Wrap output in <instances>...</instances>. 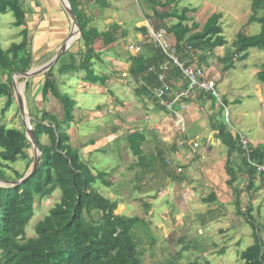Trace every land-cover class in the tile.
<instances>
[{"label": "rangeland", "instance_id": "374dc122", "mask_svg": "<svg viewBox=\"0 0 264 264\" xmlns=\"http://www.w3.org/2000/svg\"><path fill=\"white\" fill-rule=\"evenodd\" d=\"M254 1L185 0L180 2L178 9H196L189 25L197 22L201 29L212 15H223V34L228 43L215 51H206V61L200 66L217 82L221 97L229 102L230 114L226 122L232 134H242L251 145L258 147L264 145V85L258 81V73L264 66V51L251 49L248 59L241 60L242 54L237 53L235 46L239 33L249 36L261 33L260 24H249ZM58 2L65 9L61 1ZM108 2L110 6L103 7L93 0H79L80 10L89 18L90 27L101 32L120 27L116 45L105 47L103 41L96 45L101 61L94 59V70L100 80L93 83L86 72L79 69L86 52L81 34L55 66L61 90L77 103L75 121L68 129L72 147L91 154L89 162L97 170L111 173L109 179L113 187L107 188L99 183L98 190L105 197L118 201L117 215L139 217L149 223L150 233L147 234L144 227L136 233L143 244V264H243L241 255L254 244V229L239 213L237 200L239 198L241 202L242 213L251 206L256 222L264 228V182L257 176L255 189L249 191L244 156L234 152L231 160L239 177L230 185L229 149L216 137L210 124L212 115L219 119L218 101L213 107L210 98L195 96L186 115V132L180 134L150 96L139 95L141 87L138 83L123 77L128 72L124 70L131 56L127 47L130 43L136 45L138 40L142 41L138 28L143 24L147 27L146 18L153 16V6L147 0ZM262 16L264 10L258 13V17ZM30 17L28 14L25 26L29 30V49L34 60L32 70H36L57 56L73 31V24L66 13L67 35L59 39L57 31L48 32L53 27H35ZM14 21L12 13L0 14V42L5 48L22 41L20 30L13 26ZM166 22L172 27L178 21L170 19ZM125 30L129 36L123 38L120 35ZM143 41L150 44V39ZM228 61L232 66L230 70L226 69ZM73 64L78 68H71ZM19 79L16 78L18 91L23 94L31 120L41 119L44 111L62 119L61 103L52 95L45 100L41 95L44 75L30 79L31 90L28 91L27 81L19 82ZM5 80L0 69V82ZM128 82L130 84L126 85ZM4 106L2 100L0 118ZM2 123L24 128L17 100ZM140 131L146 136L142 147L144 154L151 157L157 150H162L171 154L175 166L169 164L166 169L159 162L151 171L141 168L129 141L131 134ZM178 137H184L187 142H198L200 149L195 152L189 147L178 149ZM42 142L50 143L46 135ZM174 146L176 150H173ZM25 154L28 159L21 160L14 167L22 174L31 158L35 159L32 144ZM178 167L183 171L178 172ZM59 200L60 194L57 193L36 205V215L27 229L28 238L36 237L37 224ZM262 237L264 239V229Z\"/></svg>", "mask_w": 264, "mask_h": 264}, {"label": "trees", "instance_id": "16d2710c", "mask_svg": "<svg viewBox=\"0 0 264 264\" xmlns=\"http://www.w3.org/2000/svg\"><path fill=\"white\" fill-rule=\"evenodd\" d=\"M93 1L103 7L110 6L108 0ZM147 1L153 6V16L146 18L148 21L154 18H159L163 22L170 19L178 21L169 28L175 38L176 49L181 55L185 54L182 52L187 47L197 49L201 54L202 66L201 62L206 61L204 54L206 51H215L227 45L228 42L223 34V15H212L201 29L197 22L189 25L194 20L192 14L197 11L196 9L184 8L181 11L178 9L180 2L185 0ZM70 2L81 28V40L86 47L85 58L79 64V69L86 72L93 83H97L100 77L94 70V59L101 61V53L97 52L96 45L99 41H103L105 47L116 45L119 38L117 29L120 27L117 26L109 32H101L98 28L90 27L89 18L80 10L79 0H70ZM261 10H264V0H255L252 5L253 16L249 22L250 25L260 24L261 33L249 36L241 32L237 35L235 46L237 53L242 54L241 60L248 59L251 49L264 51V16L258 17ZM9 13L14 16L13 26L20 30L22 41L12 44L9 48H5L0 42V69L6 79L0 82V102L5 101L0 118V182L6 183L25 178L35 161L31 158L23 174L14 168L21 160L28 159L25 153L31 142L27 138L25 128L18 129L2 123L17 100L13 77L16 74L30 72L34 64L29 49V30L25 26L28 14L26 0H0V14ZM138 31L142 34V41L150 39L146 26L139 28ZM128 35L125 30L120 36L126 38ZM130 58L132 61L130 76L135 83L142 82L139 95L150 96L158 106L153 98V90L157 87V76L153 74L146 76V74L151 67L165 63L167 58L153 44L148 45V43L140 54L136 56L131 54ZM229 61L227 70L232 69ZM75 67L78 68V65L71 66V68ZM55 68L43 74L45 79L41 95L44 100L48 99L49 95L56 98L63 106V117L60 119L56 114L44 111L41 119L31 120L37 144L43 152L40 168L22 184L0 185V264H143V244L136 233L140 227H144L147 234L150 233V225L146 219L117 215L118 201L105 197L98 190L99 183L107 188L113 187L109 179L111 173L97 170L92 162L86 163L80 150L72 147L68 129L75 121L77 103L61 90ZM171 75L182 78L181 72L175 67L171 68ZM205 76L213 80L207 72ZM20 81L26 82V79L21 78ZM258 81L264 85V66L258 73ZM28 90H31V80L26 82V91ZM198 97L210 98L213 107L217 104V98L214 96L208 97L201 93ZM222 101L223 105H219V119L212 115L210 124L216 132V137L229 149L228 171L232 178L230 185H233L239 177V171L232 165L231 156L234 152H239L244 156L243 165L251 191L256 187L257 176H260L264 182V170H260V167L264 168V145L255 147L250 144L248 150L243 148L241 143L243 135L234 136L230 131L229 123L226 122L229 102L224 97ZM158 108L164 112L161 107ZM45 135L50 141L49 144L42 142V137ZM129 141L132 152L138 157L139 165L144 170L151 171L159 162L166 169L169 164L174 165L171 154H166L162 150H157V153L151 157L144 154L142 147L146 142V136L143 132L131 134ZM176 149L174 146L173 150ZM57 193L60 194L59 202L37 224L36 237L28 238L27 229L36 215V205H41ZM212 199L214 197L210 198ZM237 206L239 213L245 216L254 229V244L241 255L243 264H264L262 237L264 228L256 222L251 206L242 213L239 198ZM151 240L152 238L149 239Z\"/></svg>", "mask_w": 264, "mask_h": 264}, {"label": "built area", "instance_id": "2783aa9c", "mask_svg": "<svg viewBox=\"0 0 264 264\" xmlns=\"http://www.w3.org/2000/svg\"><path fill=\"white\" fill-rule=\"evenodd\" d=\"M147 28L149 31L150 44H153L156 49L160 50L162 54L167 58L165 63L150 68L148 74L157 76V87L153 90V98L156 100L157 105L161 107L167 119L172 126L176 128V132L185 134L187 113L191 100L204 93L205 96H214L220 105H223L222 97L218 91L217 82L209 80L205 76V70L200 66V51L193 47H187L181 53H178L176 49V41L172 34H168L166 31L157 29L151 21L147 22ZM146 43H139L136 45L129 44L127 50L136 56L143 51V47ZM180 54V55H179ZM188 55V57L186 56ZM181 56L183 59H181ZM177 68L182 78L173 77L171 75V68ZM128 74L124 73L123 77L128 78ZM139 86L142 82L138 83ZM229 117V111H226V117ZM241 143L245 150H248L250 143L245 136H241ZM176 145L178 149L189 147L193 152L200 149V144L196 141L190 142L184 139V137H178L176 139ZM178 172H182V167H178ZM260 170H264L260 167Z\"/></svg>", "mask_w": 264, "mask_h": 264}, {"label": "water", "instance_id": "95a60500", "mask_svg": "<svg viewBox=\"0 0 264 264\" xmlns=\"http://www.w3.org/2000/svg\"><path fill=\"white\" fill-rule=\"evenodd\" d=\"M60 1H61L62 5L64 6L65 11H66L67 15L69 16V18L73 24V31L71 32L68 40L62 46V48L58 52L57 56L52 61H50L48 64L42 66L39 69L31 70L30 72L25 73V74H16L13 77L14 88L17 92V102H18V105H19V108L21 111V115L23 118V124H24V128L26 130L27 138L29 139V141L32 144V147L35 150L34 165H33V168L31 169V171L29 172V174L25 178H23L22 180L17 181V182H9V183L2 182L3 185H1V186H4L6 184H9L11 186L22 184L24 181L28 180L29 178H31L33 175H35L37 173L38 169L40 168L41 162H42L43 152L37 144V141H36V138L34 135V131H33V127L31 124V119L27 113L26 102H25V99L23 97L22 92L20 93L18 91L16 78H24V79H26V81H28L30 79L41 76V75L45 74L46 72H48L49 70H51L52 68H54L58 64V62L60 61L62 56L69 50L72 43L77 39L78 35L81 34V28H80V25L78 23L76 14L73 10V7H72L70 0H60ZM152 23L157 29L164 30L168 34H172L168 24L166 22H163L161 19L154 18L152 20ZM80 152L84 158V161L86 163H88L89 159H90V154H86L84 152V149H80Z\"/></svg>", "mask_w": 264, "mask_h": 264}, {"label": "crops", "instance_id": "0c3cea01", "mask_svg": "<svg viewBox=\"0 0 264 264\" xmlns=\"http://www.w3.org/2000/svg\"><path fill=\"white\" fill-rule=\"evenodd\" d=\"M26 11L31 16L30 17L31 22L33 25H35V27H38V26L39 27L43 26L44 28L46 26L53 27V28H50L48 30V32H51L54 30V33H56V31H57V33L60 34L59 39H63L64 36L67 35L66 29L69 26V24L65 23L66 11H65V9L61 8V4H59L58 0H26ZM28 14H27V16H28ZM143 26H146V25L143 24L141 27H143ZM42 37L48 38L47 36L45 37L44 35ZM139 43H145V42L138 40L137 44H139ZM44 45H45V43H44ZM50 50H47V51H50ZM131 65H132V61L130 58L126 64V69L124 70V71H128V72H126L129 75L127 80L130 78L132 79V77L130 76ZM108 77H110V75ZM133 83H135V82H133ZM128 84H130V83L128 82L126 85H128ZM135 84H137V83H135ZM90 156H91V154H90Z\"/></svg>", "mask_w": 264, "mask_h": 264}]
</instances>
